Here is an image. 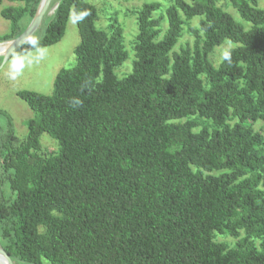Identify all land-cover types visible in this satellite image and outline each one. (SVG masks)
I'll list each match as a JSON object with an SVG mask.
<instances>
[{
  "label": "trees",
  "instance_id": "trees-1",
  "mask_svg": "<svg viewBox=\"0 0 264 264\" xmlns=\"http://www.w3.org/2000/svg\"><path fill=\"white\" fill-rule=\"evenodd\" d=\"M7 1L0 42L24 30L39 2ZM261 1L225 0L240 19L219 0H171L163 11L143 2L131 10L134 59L121 77L122 28L97 27L87 0L57 1L37 47L59 41L71 14L75 64L49 94L16 92L33 112L20 142L0 111V246L15 264H264ZM193 17L192 42L178 45ZM225 40L233 45L214 66ZM191 116L213 127L196 129ZM44 133L55 151L42 150Z\"/></svg>",
  "mask_w": 264,
  "mask_h": 264
},
{
  "label": "rangeland",
  "instance_id": "rangeland-1",
  "mask_svg": "<svg viewBox=\"0 0 264 264\" xmlns=\"http://www.w3.org/2000/svg\"><path fill=\"white\" fill-rule=\"evenodd\" d=\"M58 0L55 1V3ZM93 3L98 10V19L95 25L99 28H107L110 25H119L123 32V43L127 51V58L122 65L115 68V73L121 77L130 72L132 67V60L134 59L133 41L137 31L135 23V14L131 10L140 6L143 2L158 1L161 3V11L171 2V0H87ZM14 4L7 0H3L0 4V10L8 5ZM219 4L235 18L240 19L235 9L227 4L225 0H219ZM264 4V0L260 5ZM52 6V5H51ZM50 6V7H51ZM51 12H46L43 15L42 21L32 38H40L44 31V25L50 18ZM28 18L23 17L19 20L18 25L23 27L27 24ZM30 22V21H29ZM28 22V23H29ZM28 25V24H27ZM26 25V26H27ZM10 22L0 15V34L8 32ZM165 27V26H163ZM198 27V17H193L190 20H184L183 32L179 39V44L186 41L189 43L193 40V34L190 28ZM79 42V34L77 26L71 14H69L64 33L59 41L54 44L39 47L42 50L38 52L36 48L29 49L25 46L17 47L10 52L7 57L0 53V111L6 112L12 121L15 142H20L24 139L27 132V121L33 117L32 110L27 104L16 95L20 90H31L43 94H49L52 91V83L55 74L62 68H70L75 64V56L73 49ZM176 45V49L178 48ZM231 45L232 42L225 40L221 45L214 48L209 58L214 66L218 64L222 53ZM23 52L32 59V63L28 64L16 79L9 78V65L11 63L12 55ZM190 120L194 121L199 129L207 126L209 129L213 124L206 119L191 116ZM184 120V119H183ZM236 121L234 117H229L227 122L232 124ZM252 127L257 130L261 127V121L252 124ZM6 128V118L0 113V130L4 131ZM42 150L45 152H53L56 150V142L47 134H42L40 137ZM213 174L217 172H212ZM219 241H224L228 244H233L236 238L228 235H217L215 237ZM16 264H29L25 262H17ZM42 264H51L47 260H43Z\"/></svg>",
  "mask_w": 264,
  "mask_h": 264
},
{
  "label": "water",
  "instance_id": "water-1",
  "mask_svg": "<svg viewBox=\"0 0 264 264\" xmlns=\"http://www.w3.org/2000/svg\"><path fill=\"white\" fill-rule=\"evenodd\" d=\"M50 3L51 0H39L35 13L24 30L13 39L0 42V44H4V46H6L4 52L1 53L4 57H7L15 48L27 43V37L33 36V33L36 31L42 21L43 15H45L46 12L52 13L57 6V2L51 7ZM0 264H15L2 246H0Z\"/></svg>",
  "mask_w": 264,
  "mask_h": 264
},
{
  "label": "clouds",
  "instance_id": "clouds-1",
  "mask_svg": "<svg viewBox=\"0 0 264 264\" xmlns=\"http://www.w3.org/2000/svg\"><path fill=\"white\" fill-rule=\"evenodd\" d=\"M26 42L30 47L36 48L38 52L42 53V50L37 47L39 44L38 39L27 37ZM228 58L229 57L225 55L224 59ZM30 63H32V59L25 55L23 52L12 55L11 63L9 65V78L13 80L16 79L17 76L21 74L23 69ZM75 103L78 104L79 101H75Z\"/></svg>",
  "mask_w": 264,
  "mask_h": 264
},
{
  "label": "bare ground",
  "instance_id": "bare-ground-1",
  "mask_svg": "<svg viewBox=\"0 0 264 264\" xmlns=\"http://www.w3.org/2000/svg\"><path fill=\"white\" fill-rule=\"evenodd\" d=\"M5 47H6V46H4V44H0V53L4 52Z\"/></svg>",
  "mask_w": 264,
  "mask_h": 264
}]
</instances>
